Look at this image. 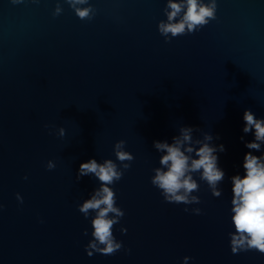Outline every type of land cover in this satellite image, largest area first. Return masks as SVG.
Listing matches in <instances>:
<instances>
[{
	"label": "water",
	"instance_id": "obj_1",
	"mask_svg": "<svg viewBox=\"0 0 264 264\" xmlns=\"http://www.w3.org/2000/svg\"><path fill=\"white\" fill-rule=\"evenodd\" d=\"M90 3L97 14L84 21L65 3L53 17L57 0H0V264H264L255 250L232 254L229 236L230 178L244 175L254 139L243 113L264 118V0H217L215 20L168 43L158 32L166 0ZM181 125L224 145L220 197L199 173V204L167 203L151 184L162 155L153 142L171 143ZM119 140L135 157L111 185L123 247L89 257L94 213L78 205L99 182L77 172L116 161Z\"/></svg>",
	"mask_w": 264,
	"mask_h": 264
},
{
	"label": "clouds",
	"instance_id": "obj_2",
	"mask_svg": "<svg viewBox=\"0 0 264 264\" xmlns=\"http://www.w3.org/2000/svg\"><path fill=\"white\" fill-rule=\"evenodd\" d=\"M21 2L22 0H12L14 4ZM62 3L67 4L80 20L91 21L97 14L90 0H57L53 17L62 14ZM216 11L217 0H166L163 9L166 20L158 22V32L166 43L178 36L193 34L215 20ZM243 121L242 131L245 134L252 133L254 139L245 141V147L250 151L243 157L244 175L237 174L230 178L231 221L235 229V232L229 233L230 247L232 254L252 250L264 254V153L259 156L253 154L261 152L264 145V118H257L250 109H245ZM197 132L202 134V139L194 136ZM178 133L172 137L171 143L167 140L153 142L155 150L162 155L159 157L160 167L153 169L151 184L160 191L167 203L199 204L200 197L193 194L200 189L194 178V174L199 173L200 180L206 182L212 196L220 197L222 189L219 185L225 178V172L219 167L217 153L226 149L223 144L212 143L219 137L214 138L211 133L198 127L185 125L179 127ZM57 134L63 137L65 129L59 128ZM240 139L243 141L244 137ZM125 145L124 140L113 145V153L119 163L112 159L97 162L93 158L79 165L77 181L81 177L91 176L99 182V187L89 194V198L78 205V211L85 219H88L90 213H94L90 221L92 239L85 246L89 257L94 253L115 255L123 247L122 242L115 238L113 228L125 212L117 206L116 192L111 185L123 178L124 172L130 169L131 162L135 159L132 153L125 150ZM55 167L52 160L46 164L48 170ZM17 200L23 202L19 194ZM184 211L188 212L189 208L185 207ZM191 212L200 215L201 209L192 208ZM126 231L127 229L121 228V233ZM84 235H88L87 229ZM189 259L191 258L184 257V264Z\"/></svg>",
	"mask_w": 264,
	"mask_h": 264
}]
</instances>
